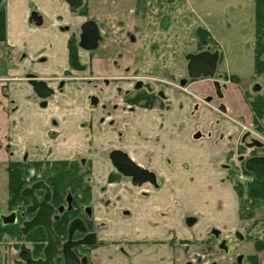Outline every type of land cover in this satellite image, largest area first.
Instances as JSON below:
<instances>
[{"label": "flooded vegetation", "instance_id": "flooded-vegetation-1", "mask_svg": "<svg viewBox=\"0 0 264 264\" xmlns=\"http://www.w3.org/2000/svg\"><path fill=\"white\" fill-rule=\"evenodd\" d=\"M28 1V29L18 33L12 44L8 37L9 0H0V12L4 11L6 15V29L3 33L0 31V73L6 68L14 70L13 76H8L7 72L0 77L1 94L9 98V91L23 93L27 88L34 105L41 112H47L40 114V118L47 117L51 103L59 102V96L68 97L72 88L86 96L82 106L79 105L70 115L62 114L58 118L52 112L46 129L38 118H33L36 124L27 126L24 116L12 120L6 129H0V151L5 154L0 156V162L5 163L7 173V198L0 201V264H123V261L134 264L138 258L124 253L122 241L145 245L147 262L156 261L157 264H263L260 257L264 246L261 248L259 242H264V209L256 207L253 216L246 217L247 208H243L235 187L236 183L246 186L255 180L264 181L258 180L245 166L252 157H264V152L259 153L264 151V137L258 136L264 135V127L260 125V129L254 118L249 125H245L241 118L232 121L240 135L235 149L223 164L240 202L241 225L231 237L222 235L218 228H210L205 238H197L195 227L200 215L183 205L179 226H169L165 234L113 239L100 236L101 230L110 229V226L97 219L96 203L103 202L108 209L116 203L111 199H100L95 177L98 167L90 153L94 149L103 154L105 167L110 169L107 175L109 185L140 189L150 184L155 190L161 189L164 181L136 162L126 150L125 145L129 142L126 136L133 113H163L186 105L191 116L210 111L227 120L228 90L238 78L234 76L231 82L229 75L218 71L220 58L213 77L194 78L189 70V55L205 51L215 53L216 50L205 46L188 53L185 56L187 75L180 74L178 59L174 66L167 65L166 74H162L159 67L153 74H148L145 68L149 67L140 66V62H144L143 54L151 41L159 36L152 35L155 28L149 27L154 23L149 21L145 5L134 4L132 8V4L124 3L133 0H82L79 7L72 9L66 0H54L58 13L52 14L41 9L35 0ZM91 11L95 14L103 11L101 14L107 15L108 22L105 18L90 17ZM89 21L94 22L98 30L93 49L80 45L82 26ZM158 30L157 34L163 32ZM62 47L67 50V67L52 72L47 68L52 61L50 53ZM74 47L78 49L76 61L70 57V48ZM134 52L137 53L135 58ZM91 66L92 74L88 76L85 72ZM179 93L183 99L176 102ZM243 93L249 103L247 94ZM12 102L11 114L14 115L21 104L16 99ZM11 114H8L9 119ZM75 116L80 119L77 127L62 126L63 118L73 120ZM30 119L32 121V116ZM215 124L208 132L201 126L196 127L192 137L195 140L206 137L221 140L224 134L218 130V123ZM82 141L88 155L71 149ZM96 143L101 146L96 147ZM56 145L65 150L68 147L73 152L70 156H55L51 148ZM244 149H248L249 154ZM116 154H126L138 167L152 173L155 181L134 185L132 177L122 174L113 165L111 160ZM146 198L147 192H138V200ZM122 208L121 216L130 217L131 210ZM173 213V209H168L158 214L159 218H164L174 216ZM159 225L156 222L154 227ZM243 232L248 234L247 241ZM245 242L255 245V252H239L238 247L235 250V243Z\"/></svg>", "mask_w": 264, "mask_h": 264}, {"label": "crops", "instance_id": "crops-1", "mask_svg": "<svg viewBox=\"0 0 264 264\" xmlns=\"http://www.w3.org/2000/svg\"><path fill=\"white\" fill-rule=\"evenodd\" d=\"M35 1L41 9L44 8L52 14L58 13L54 7V0ZM28 2V0H9L8 2V37L12 44L15 43L18 33H21L23 29H28ZM66 54L67 50L64 47L53 49L50 53L52 61L47 65L48 70L59 72L65 69L68 64ZM7 72L8 76L14 75V70L6 68L4 72L0 73V77H4ZM231 86L235 85L231 84ZM9 92V98L0 92V125L2 126L0 128L2 129H6L12 120H19L20 116L27 119V126L32 123L33 125L36 124V120L33 118H38L44 122L46 129L49 124V115L52 112L58 118L62 114L70 115L75 112L74 109L78 108L79 105L82 106L83 98L86 96L84 92L72 88L68 91V97L61 98L62 96H59V102L51 103L49 107L51 111H48L50 114L47 117L40 118V114L47 112H41L34 105L27 88L23 93L15 94L12 90ZM243 92L242 90L240 92L233 90V87L229 88L228 94L231 98L227 100V120H222L216 113L210 111L202 112V121L189 132L184 133L180 132L179 120L182 114L175 109L163 113L158 111L133 113L131 127H129L126 136L129 141L125 145L126 150L136 162L155 172L158 178L164 181L161 189L155 190L150 184H146L140 189L132 188L129 185H109L107 175L110 169L105 167L103 154L94 149L92 153L89 151L94 156L95 164L98 167L95 177L100 199H111L112 202L116 203L109 209L105 207L103 202L96 203L97 219L110 226V229L101 230L100 236L102 238H143L165 234L169 226L175 228L179 226L178 220L183 216L181 205L199 213L200 218H198L195 227L196 237L199 239L205 238L210 228L220 229L222 235L226 237H231L240 228L238 194L232 183L229 182L223 164L235 149L237 138L240 135V133L238 134V127L232 121H238L237 119L241 118L240 120L243 119L245 125H249L250 118H252L248 100ZM14 99L19 100L21 106L20 110L12 115L14 108L12 101ZM181 99L183 96L179 93L175 101L181 102ZM6 114H11L12 117L7 120ZM247 116L249 118L245 120ZM63 120L65 122L62 121V126L66 125L67 127L69 125H76L77 127L80 123L77 116L73 120L66 118ZM215 122L218 123V130L224 134V138L221 140L214 137L195 140L192 137L196 127L201 126L203 130L208 132L211 130L210 126L216 125ZM262 126L264 127V119ZM61 129L67 128L61 127ZM98 141L101 140L98 139ZM58 146L51 148L55 156H70L73 151L76 152L75 150H81L83 155H88L87 147L83 141L79 145L77 143L76 148H71L73 151L68 147L65 150ZM95 146L100 147L101 144L96 143ZM139 191L147 192L148 198L138 200ZM122 207L131 210L130 217L121 216ZM168 209L174 210V216L159 218L158 213ZM156 222L160 224L158 228L154 227ZM179 228L182 229L181 226ZM233 246L235 250L238 247L239 252L248 254L255 252V245L251 242L235 243ZM261 251L260 259L261 263L264 264V249Z\"/></svg>", "mask_w": 264, "mask_h": 264}, {"label": "rangeland", "instance_id": "rangeland-1", "mask_svg": "<svg viewBox=\"0 0 264 264\" xmlns=\"http://www.w3.org/2000/svg\"><path fill=\"white\" fill-rule=\"evenodd\" d=\"M150 1L152 0L124 1L128 5L132 4V8L135 5H145L148 19L154 23L153 26L149 27L155 28L152 35L159 36L151 41L150 47L144 51V62H140V66L149 67L145 68L148 74H153V71H157L158 67L162 74H166L167 65L174 66L175 60L178 59L179 72L183 76L187 73V59L185 56L188 53H194L209 46L211 50H218L220 53L221 64H219L218 71L229 75L231 82L234 81V76L238 78L237 83L232 82L235 85L233 90L245 91L247 98L251 96L255 99L257 96L264 95V72L258 75L255 71V46L253 47L256 30L255 0H156L157 3L155 4L149 3ZM119 3H116V5ZM161 12L165 13L162 14ZM101 13L103 11L97 14L91 11L90 17L97 16L100 20L105 18V21L108 22L107 15ZM159 24H162V27H159ZM158 29L163 30V32L157 34V32H160ZM153 45L155 47H152ZM136 54L134 52V58L137 56ZM84 59L86 60L87 56ZM262 59H264V56H262ZM91 70L92 66L86 70L85 74L90 76L92 74ZM161 73L157 72L156 74L162 76ZM230 98L228 96L226 100ZM177 111L182 114L179 120L180 132L182 133L189 132L190 129L202 121L199 114L189 115L186 105L185 107L179 106ZM251 113L252 118L255 120L252 110ZM6 116L5 118L8 120L9 117L7 114ZM249 117L247 116L245 120H248ZM252 118H250V122ZM262 120L260 125H262ZM258 136L264 137L261 134H258ZM244 151L247 154L250 152L248 149H244ZM263 152L262 150L259 151L260 154H263ZM3 155L5 154L0 151V156ZM6 198L7 173L5 163L0 162V201H5ZM257 209H264V207ZM242 228L244 230V226ZM243 234L245 241H247L248 234L245 232ZM122 246H124L126 255L132 254V258H138L135 259L134 264H157L156 261L147 262L148 249L145 245H133L132 241H122ZM123 264L129 263L123 261Z\"/></svg>", "mask_w": 264, "mask_h": 264}, {"label": "water", "instance_id": "water-1", "mask_svg": "<svg viewBox=\"0 0 264 264\" xmlns=\"http://www.w3.org/2000/svg\"><path fill=\"white\" fill-rule=\"evenodd\" d=\"M75 9L81 5L82 0H66ZM97 27L94 22L89 21L82 26L81 46L93 49L98 40ZM219 51L211 53L208 51L188 56L190 61L189 70L194 78L213 77L216 73ZM113 165L126 176L133 178L134 185H141L144 182H154V175L145 169H141L133 163L126 154H116L112 158ZM246 169L253 173L258 180H264V157H252L246 161ZM264 234V233H263ZM264 240V235H263Z\"/></svg>", "mask_w": 264, "mask_h": 264}, {"label": "trees", "instance_id": "trees-1", "mask_svg": "<svg viewBox=\"0 0 264 264\" xmlns=\"http://www.w3.org/2000/svg\"><path fill=\"white\" fill-rule=\"evenodd\" d=\"M255 42L254 59L255 71L259 75L264 72V0H255ZM6 29V15L4 11L0 12V31L3 33ZM77 48H70V57L77 60ZM249 103L255 117V124L260 128V121L264 119V95L257 96L255 99L250 96ZM247 174H250L246 171ZM236 189L240 196V202L244 208L246 217H252L255 208L264 206V181L255 180L254 183H249L246 186L237 184ZM260 247L264 246V242L260 240Z\"/></svg>", "mask_w": 264, "mask_h": 264}]
</instances>
